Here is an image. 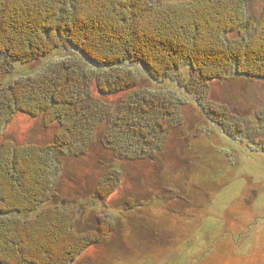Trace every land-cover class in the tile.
<instances>
[{"label":"trees","instance_id":"16d2710c","mask_svg":"<svg viewBox=\"0 0 264 264\" xmlns=\"http://www.w3.org/2000/svg\"><path fill=\"white\" fill-rule=\"evenodd\" d=\"M154 1L0 0V264H73L88 247L101 245L118 232L115 223L104 230L98 226L77 232L76 207L51 204L58 198L51 179L52 161L58 153L83 157V152L71 154L72 145L80 140L73 136L91 132L94 137L100 125H105L103 147L116 158L136 161L123 154L130 148L116 137L119 133L125 141L146 140L148 130L156 129V119H166L165 125L177 121L183 102L170 96L139 97L143 81L131 67L157 85L179 86L199 108L213 82H264V9L256 25L247 19L245 0ZM57 51L76 55L74 64L51 65L38 77L3 85L16 66L42 61ZM85 63L95 69L84 73L80 69H87ZM93 85L102 97L128 93L127 100L117 112L90 95ZM209 104L211 117L235 122L236 117L213 110L226 111L229 106ZM16 114L41 117L44 128L57 125L53 142L20 147L3 140L4 128ZM137 114L143 116L140 121L134 118ZM236 124L241 135L245 125ZM158 128L160 135L162 128ZM246 140L263 147L261 142ZM106 143H113L114 150ZM162 148V143L153 146L149 154L151 149L144 146L140 153L154 161ZM117 186L115 178L105 174L96 197L108 198ZM175 199L182 197L177 194ZM144 205L127 199L126 211ZM36 247V253L25 252Z\"/></svg>","mask_w":264,"mask_h":264},{"label":"rangeland","instance_id":"374dc122","mask_svg":"<svg viewBox=\"0 0 264 264\" xmlns=\"http://www.w3.org/2000/svg\"><path fill=\"white\" fill-rule=\"evenodd\" d=\"M180 1L183 0L154 3ZM245 1L247 19L257 25L264 0ZM73 55L69 51H57L42 61L16 66L2 83L7 86L18 79L38 77L51 65L70 66L74 64L76 55ZM85 65L87 69H80L84 73L89 72L88 68L95 69ZM130 69L143 81L141 91L137 92L139 97L170 96L181 100L183 106L180 104L178 108L175 123L165 125L166 119L165 122L160 120L162 117L156 119V129L148 130L151 134L146 140L125 141L122 134L116 136L130 148L123 154L132 155L136 161L116 158L103 147L100 138L105 125L98 126L94 137L91 132L73 136V140H80L72 145L71 154L83 152V157L66 153L61 157L58 153L56 158L54 153L51 179L58 198L51 204L76 207L77 232L98 226L104 230L110 223L119 225L117 233L101 245L88 247L73 264H264V153H261V148L264 151V82L240 79L213 82L199 108L179 86L157 85L137 67ZM90 95L116 111L126 102L128 93L102 97L93 85ZM210 101L229 106L226 111L218 107L213 110L236 117L235 122L207 114ZM142 117L134 116L138 121ZM236 121L248 126V129L243 127L241 135L236 131L239 128ZM57 129V125L44 128L41 117L16 114L5 126L3 140L20 147H45L53 142ZM111 132L108 129V134ZM112 136L114 140L116 137ZM245 137L261 142L263 147L245 142ZM160 143L163 148L154 161L148 154L141 155L144 146L151 149L150 154L153 146ZM118 144L115 148L122 153ZM106 145L113 149V143ZM107 173L118 186L108 198L101 200L96 197L97 188ZM177 194L182 199H175ZM127 199L145 205L126 211ZM37 248L25 252L36 253Z\"/></svg>","mask_w":264,"mask_h":264}]
</instances>
